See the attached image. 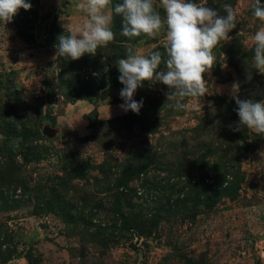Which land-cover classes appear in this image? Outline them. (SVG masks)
<instances>
[{
  "label": "rangeland",
  "instance_id": "rangeland-1",
  "mask_svg": "<svg viewBox=\"0 0 264 264\" xmlns=\"http://www.w3.org/2000/svg\"><path fill=\"white\" fill-rule=\"evenodd\" d=\"M26 2L0 22V264H264V136L230 127L233 82L240 99L264 100L253 0H194L237 18L207 93L167 100L145 81L138 115L120 108L115 62L159 51L163 70L166 27L129 39L113 13L107 47L54 59L57 37L87 19L82 0Z\"/></svg>",
  "mask_w": 264,
  "mask_h": 264
},
{
  "label": "clouds",
  "instance_id": "clouds-1",
  "mask_svg": "<svg viewBox=\"0 0 264 264\" xmlns=\"http://www.w3.org/2000/svg\"><path fill=\"white\" fill-rule=\"evenodd\" d=\"M112 0H82L79 4L87 16L82 25L76 26L69 34L57 37L55 58L66 57L78 60L85 54L95 56L97 49L107 47L114 40L111 30L113 13L121 17V35L129 39L145 35L156 37L166 27L165 67L161 52L155 51L148 56L137 54L128 49L126 58H119L115 64L120 75V105L122 111L139 114L143 99H133L144 82L167 86V100L174 98H197L207 93L204 74L212 69L213 49L221 41L229 39V33L236 28V14L232 5L224 4L225 15L217 10L197 4L194 0H159L165 16L162 19L154 6V0H120L109 10ZM31 3L26 0H0V22L10 23L19 9L30 10ZM253 16L264 23V4L253 0ZM254 45V68L264 74V27L252 36ZM240 85L233 82L231 98L235 100L238 123L230 126L234 132L244 129L264 136V100L239 98ZM211 103V102H210ZM184 108V104H177Z\"/></svg>",
  "mask_w": 264,
  "mask_h": 264
},
{
  "label": "trees",
  "instance_id": "trees-1",
  "mask_svg": "<svg viewBox=\"0 0 264 264\" xmlns=\"http://www.w3.org/2000/svg\"><path fill=\"white\" fill-rule=\"evenodd\" d=\"M96 88V86H95V84L94 83H89V84H85L84 85V89H90L91 90V88ZM86 97H88V96H90V95H94V93L93 92H91V91H86V93L84 94Z\"/></svg>",
  "mask_w": 264,
  "mask_h": 264
},
{
  "label": "built area",
  "instance_id": "built-area-1",
  "mask_svg": "<svg viewBox=\"0 0 264 264\" xmlns=\"http://www.w3.org/2000/svg\"><path fill=\"white\" fill-rule=\"evenodd\" d=\"M260 258L264 257V242H261L260 246H259V253H258Z\"/></svg>",
  "mask_w": 264,
  "mask_h": 264
}]
</instances>
